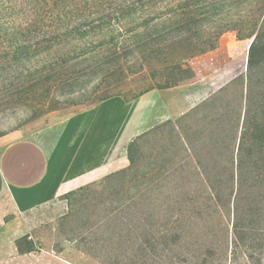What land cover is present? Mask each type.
<instances>
[{
	"label": "trees",
	"instance_id": "trees-1",
	"mask_svg": "<svg viewBox=\"0 0 264 264\" xmlns=\"http://www.w3.org/2000/svg\"><path fill=\"white\" fill-rule=\"evenodd\" d=\"M230 31L252 41L245 102L239 110L220 103L239 82L234 79L157 129H169L166 162H172L167 149L174 139L195 161L198 212L230 220L240 242L247 229H264V0H0V94L18 92V100L36 103V117L61 103L130 101L155 88L150 83L133 95L122 88L129 75L151 82L149 57L205 54ZM151 131L130 142L131 164ZM19 246L34 249L27 239ZM255 253L248 257L257 259Z\"/></svg>",
	"mask_w": 264,
	"mask_h": 264
},
{
	"label": "rangeland",
	"instance_id": "rangeland-1",
	"mask_svg": "<svg viewBox=\"0 0 264 264\" xmlns=\"http://www.w3.org/2000/svg\"><path fill=\"white\" fill-rule=\"evenodd\" d=\"M251 42L239 40L230 31L223 34L214 51L192 58L179 52L167 55L175 67L155 76L158 92L172 114L180 109L185 112L163 120L155 109L146 119L141 115L140 127H146L141 133L156 130L141 140L133 164L128 159V146L141 135V129L136 128L133 135L132 130L126 132L113 153L105 139L101 153H93L96 146L86 144L83 163L90 167L102 164L103 175L66 194L64 213L53 215L34 230L36 249L54 250L73 263L86 257L94 264H264V229H247L238 242L230 220L199 213L195 161L174 139V145L167 149L173 152L172 162H166L164 137L169 136V129H157L169 119H182L234 79L239 82L220 103L236 105L239 110L245 102L242 90L247 93L245 63ZM7 75L13 77L11 72ZM150 80L129 75L122 88L139 94L150 83L154 85ZM17 97L18 92L5 90L0 94V138L12 132L30 138L36 130L96 105L61 103L36 117V103ZM85 137L83 134L79 142ZM205 223L216 225L207 229ZM254 250L258 258L250 259L248 254Z\"/></svg>",
	"mask_w": 264,
	"mask_h": 264
},
{
	"label": "crops",
	"instance_id": "crops-1",
	"mask_svg": "<svg viewBox=\"0 0 264 264\" xmlns=\"http://www.w3.org/2000/svg\"><path fill=\"white\" fill-rule=\"evenodd\" d=\"M174 67L167 55H153L145 68L156 88L143 96L130 102L122 96L111 97L36 130L30 138L19 132L0 138V264H94L86 257L73 263L54 250H37L34 230L53 215L64 213L70 190L103 175L102 164L83 163L86 144L96 146L93 153H101L105 139L113 153L126 132L132 130L133 135L136 128L141 129L139 133L146 129L140 127L141 115L146 119L155 109L163 120L185 112L180 109L172 114L166 109L154 79ZM83 134L86 137L79 142ZM78 143L82 144L76 153ZM25 239L34 244L33 250L20 249L19 242Z\"/></svg>",
	"mask_w": 264,
	"mask_h": 264
},
{
	"label": "water",
	"instance_id": "water-1",
	"mask_svg": "<svg viewBox=\"0 0 264 264\" xmlns=\"http://www.w3.org/2000/svg\"><path fill=\"white\" fill-rule=\"evenodd\" d=\"M248 54H249V49H248V53H247V57H246V63H245L246 68H247V64H248Z\"/></svg>",
	"mask_w": 264,
	"mask_h": 264
}]
</instances>
